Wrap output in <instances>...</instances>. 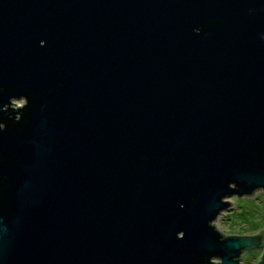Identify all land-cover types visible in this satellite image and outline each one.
I'll return each instance as SVG.
<instances>
[{"label":"water","instance_id":"water-1","mask_svg":"<svg viewBox=\"0 0 264 264\" xmlns=\"http://www.w3.org/2000/svg\"><path fill=\"white\" fill-rule=\"evenodd\" d=\"M257 191L264 0H0V264H240Z\"/></svg>","mask_w":264,"mask_h":264},{"label":"rangeland","instance_id":"rangeland-1","mask_svg":"<svg viewBox=\"0 0 264 264\" xmlns=\"http://www.w3.org/2000/svg\"><path fill=\"white\" fill-rule=\"evenodd\" d=\"M14 104L20 106L23 100L14 101ZM224 201L231 203L229 210L221 213L213 222L223 235H255L264 226V191H257L250 197H227ZM263 251L264 248L243 253L240 264H258Z\"/></svg>","mask_w":264,"mask_h":264},{"label":"flooded vegetation","instance_id":"flooded-vegetation-1","mask_svg":"<svg viewBox=\"0 0 264 264\" xmlns=\"http://www.w3.org/2000/svg\"><path fill=\"white\" fill-rule=\"evenodd\" d=\"M260 233H261V232H260ZM260 233H259V234H260Z\"/></svg>","mask_w":264,"mask_h":264}]
</instances>
